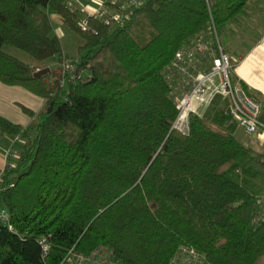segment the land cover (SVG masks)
Returning a JSON list of instances; mask_svg holds the SVG:
<instances>
[{
    "label": "trees",
    "instance_id": "16d2710c",
    "mask_svg": "<svg viewBox=\"0 0 264 264\" xmlns=\"http://www.w3.org/2000/svg\"><path fill=\"white\" fill-rule=\"evenodd\" d=\"M258 7L147 0L122 26L89 18L84 32L70 0H0V84L43 101L36 114L22 108L27 126L0 116V133L23 141L16 165L2 173L0 207L11 229L0 225V264H61L71 249L100 247L123 264H170L181 247L208 264H264V224L254 223L264 147L239 142L220 97L190 117L187 136L173 131L164 74L211 21L220 38ZM54 23L77 43L78 76L64 87L33 78L47 61L67 59ZM256 101L264 124V101Z\"/></svg>",
    "mask_w": 264,
    "mask_h": 264
},
{
    "label": "built area",
    "instance_id": "2783aa9c",
    "mask_svg": "<svg viewBox=\"0 0 264 264\" xmlns=\"http://www.w3.org/2000/svg\"><path fill=\"white\" fill-rule=\"evenodd\" d=\"M147 0H102L95 4L94 12L81 10L83 17L79 26L88 31V19L95 18L105 26H122L132 13ZM77 62L68 59L64 64L45 66L36 69L34 74L47 69V83L60 87L73 84L78 76ZM171 87V96L177 111L172 130L181 136L190 132L191 116L202 117L214 99L220 97L228 103V116L237 127L248 136L264 142V124L260 122L261 105L248 91L231 81L232 65L213 22L207 33L190 40L178 52L164 72ZM45 75V76H46ZM15 140H18L15 138ZM11 152H6L2 173L13 167L9 163ZM254 223L264 224V197L255 201ZM0 225L8 226L9 218L5 209L0 207ZM61 264H123L114 257L112 251L100 247L89 254L71 249ZM170 264H208L203 254L193 248L181 247L171 259Z\"/></svg>",
    "mask_w": 264,
    "mask_h": 264
},
{
    "label": "crops",
    "instance_id": "0c3cea01",
    "mask_svg": "<svg viewBox=\"0 0 264 264\" xmlns=\"http://www.w3.org/2000/svg\"><path fill=\"white\" fill-rule=\"evenodd\" d=\"M74 2L76 4V0ZM87 6L85 4L80 9L88 11ZM223 38V47L233 62L232 83L248 91L254 99L264 101V0H259L258 9L247 16L240 17L236 24L229 26ZM35 98L40 100L37 109L35 111L26 109L36 114L42 108L43 101ZM30 122L31 119L17 125L27 126ZM239 131L248 136L243 129L237 127L236 133ZM248 137L250 142L244 146L256 149L255 151H260L264 147V142L261 143L252 136ZM252 140H255V144ZM2 163L4 165L3 161Z\"/></svg>",
    "mask_w": 264,
    "mask_h": 264
},
{
    "label": "rangeland",
    "instance_id": "374dc122",
    "mask_svg": "<svg viewBox=\"0 0 264 264\" xmlns=\"http://www.w3.org/2000/svg\"><path fill=\"white\" fill-rule=\"evenodd\" d=\"M71 4L72 2L75 3V0H70ZM102 0H76V4L81 7L85 4L87 6V10L89 12H94V7L96 3L100 2ZM92 6V7H90ZM52 19L54 18V14L50 11H48ZM54 26V35L57 36L63 46V53L65 57L68 59H72L75 57V50H76V40L74 39L73 35L64 27L53 24ZM224 38L221 36L220 41L222 43V40ZM223 45V43H222ZM7 53L10 55H13L17 57L19 60L27 63L28 58L23 53L19 52L18 50L11 48V47H5L4 48ZM57 62L55 60H49L45 63L46 66H57L62 65L65 63V61ZM232 79V74H231ZM38 102L40 103V100L36 99L35 97L28 94L26 91L16 88V87H4L0 85V115L5 117L6 119L12 121L16 124H22L25 123L27 120H30L29 117L22 112V108H28L30 110L35 111L38 107ZM237 139L240 143L243 145L245 144L247 146L249 141V137L244 135L242 131L237 132L236 134ZM252 143L255 144V140H252ZM23 145V141L20 139L15 140V138H10L2 135L0 133V171L3 169V163L6 152H11L12 157L9 159V163L12 166H15L18 160V155L21 151ZM254 150V149H253ZM256 150V149H255ZM254 150V151H255ZM258 151V150H257Z\"/></svg>",
    "mask_w": 264,
    "mask_h": 264
},
{
    "label": "water",
    "instance_id": "95a60500",
    "mask_svg": "<svg viewBox=\"0 0 264 264\" xmlns=\"http://www.w3.org/2000/svg\"><path fill=\"white\" fill-rule=\"evenodd\" d=\"M47 73H48L47 69L41 70L40 72L33 74V78L37 79V78L44 77Z\"/></svg>",
    "mask_w": 264,
    "mask_h": 264
}]
</instances>
